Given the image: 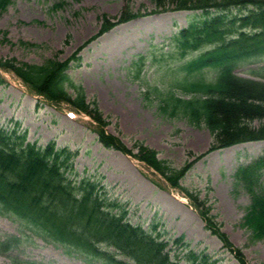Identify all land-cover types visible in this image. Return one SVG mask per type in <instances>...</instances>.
Returning <instances> with one entry per match:
<instances>
[{
	"label": "rangeland",
	"instance_id": "obj_1",
	"mask_svg": "<svg viewBox=\"0 0 264 264\" xmlns=\"http://www.w3.org/2000/svg\"><path fill=\"white\" fill-rule=\"evenodd\" d=\"M126 8L143 14L154 5L150 0H13L0 14V60L29 64L66 60L98 33L104 15L116 18ZM191 14L166 11L116 25L87 43L67 74L83 89L87 102L95 103L106 118V131L133 153L142 144L169 170L192 164L180 184L206 202L214 222L249 264H264V240L252 241L242 226L250 197L235 183L237 169L264 153V141L209 152L214 140L209 130L172 116L169 108L163 110L155 92L156 88L164 92L173 87L176 74H184L178 68L184 60L168 53V40L187 25ZM149 53L144 65H133L139 55ZM235 74L264 81V61L238 64ZM14 123L26 130L31 142L44 145L53 141L77 151L76 172L98 178L109 196L128 210L132 224L146 229L156 223L170 246L181 238V244L205 251L218 260L216 264H238L205 229L187 198L133 155L103 147L88 117L67 106L48 104L19 79L0 70V125ZM18 234L16 224L0 216V240ZM11 256L39 264H86L78 254L66 255L34 235L7 254L0 253V264H13Z\"/></svg>",
	"mask_w": 264,
	"mask_h": 264
},
{
	"label": "trees",
	"instance_id": "obj_2",
	"mask_svg": "<svg viewBox=\"0 0 264 264\" xmlns=\"http://www.w3.org/2000/svg\"><path fill=\"white\" fill-rule=\"evenodd\" d=\"M12 1L0 0V14ZM150 1L154 8L143 14L126 8L116 18L104 15L98 33L66 60L29 64L7 59L0 60V69L13 74L48 104L67 106L86 115L95 125L97 140L103 147L133 155L159 173L170 187L189 199L205 229L219 239L223 248L239 264H249L214 222L206 202L181 186L180 180L192 164L169 170L154 151L142 144L133 153L106 131V118L95 103L87 102L83 89L72 82L67 71L71 62L79 60L77 54L87 43L116 25L166 11H192L187 25L168 40V53L184 60L178 67L184 74H176L173 87L166 91L155 89L161 108H169L172 116L193 126L206 127L214 137L208 151L264 141V82L234 73L238 64L264 61V0ZM150 57L151 53L139 55L133 65H144ZM186 95L188 99L183 98ZM253 122H259V126H252ZM76 156V151L53 141L40 145L27 140L26 130L17 123L0 125V215L15 223L19 232L0 241L1 254L18 248L25 238L34 235L64 254H78L89 264L217 263L205 251L188 249L181 238L171 247L155 224L148 229L131 224L128 210L109 196L98 178L76 172ZM235 179L250 197L242 226L250 232L252 241L264 240V154L239 167ZM11 257L13 264H39Z\"/></svg>",
	"mask_w": 264,
	"mask_h": 264
}]
</instances>
